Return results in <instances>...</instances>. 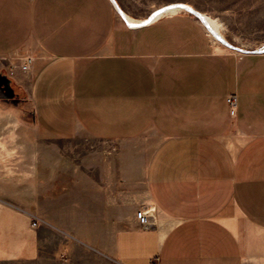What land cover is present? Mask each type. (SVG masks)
I'll use <instances>...</instances> for the list:
<instances>
[{
  "label": "crops",
  "instance_id": "crops-1",
  "mask_svg": "<svg viewBox=\"0 0 264 264\" xmlns=\"http://www.w3.org/2000/svg\"><path fill=\"white\" fill-rule=\"evenodd\" d=\"M173 2L0 0V58L33 57L11 75L34 139L15 161L0 148V264L91 240L119 264H264V51L220 46L187 9L156 14ZM84 136L112 148L56 160L55 140Z\"/></svg>",
  "mask_w": 264,
  "mask_h": 264
},
{
  "label": "rangeland",
  "instance_id": "rangeland-1",
  "mask_svg": "<svg viewBox=\"0 0 264 264\" xmlns=\"http://www.w3.org/2000/svg\"><path fill=\"white\" fill-rule=\"evenodd\" d=\"M186 1L191 6L204 11L207 15L213 17L214 23L218 25L223 33L225 39L229 40L234 46L245 49L256 48L257 46L263 47L264 45L256 43L257 41L264 40V1L263 0H180ZM138 14H144L143 11H137ZM218 41L220 46L226 43L219 39L213 38ZM232 40V41H231ZM230 43V45H231ZM256 43V44H254ZM228 44V43H227ZM238 44V45H237ZM21 58L11 55L0 58V74L6 75L12 80L15 91H17L16 99L11 97H4L0 93V148L8 150L13 153L11 157L15 159H22L23 151H27L30 146V140L24 139L25 137L32 138L26 130H20L19 121L16 118L19 113H24L26 118L33 116L31 113L30 105L27 103V95L22 91L21 86L16 82V79L11 75L12 64H20ZM16 70V69H14ZM21 70V68H17ZM28 72L29 70H21ZM81 143H68L66 141L55 140L54 144L62 153H56V160L67 161V156L71 158L81 159L82 156L87 158H94L96 154H107L106 149L112 148L108 143L92 140L88 136H84ZM33 139V138H32ZM22 140V141H21ZM34 143V139L32 141ZM136 146L147 144L150 139L140 137L136 139ZM129 143H118L115 146L121 149H126ZM70 146L72 153L67 154V147ZM104 149V150H102ZM151 149L141 148L138 150L141 154L149 153ZM66 151V153H63ZM27 156L25 158H30ZM10 159V158H9ZM11 162V160L9 161ZM77 235V234H73ZM84 236V234H78ZM90 243V244H89ZM62 254L59 257H47L43 260L36 261H11L4 264H119L117 261L112 260L98 249V242L91 241H77L73 242V248L67 251L65 245L62 248Z\"/></svg>",
  "mask_w": 264,
  "mask_h": 264
},
{
  "label": "built area",
  "instance_id": "built-area-1",
  "mask_svg": "<svg viewBox=\"0 0 264 264\" xmlns=\"http://www.w3.org/2000/svg\"><path fill=\"white\" fill-rule=\"evenodd\" d=\"M20 61H21L20 64H12L11 70H14L17 68L19 69L21 68V70H24V71L29 70L33 62V57L28 56V57H25L24 59H21ZM226 99H227V103L229 106V113L232 116H236L237 111H238L237 95L228 94ZM135 217H136V220L138 221V225L142 229L143 228H155L158 225V220L156 217L155 210L151 206L142 205V207L136 211Z\"/></svg>",
  "mask_w": 264,
  "mask_h": 264
},
{
  "label": "bare ground",
  "instance_id": "bare-ground-1",
  "mask_svg": "<svg viewBox=\"0 0 264 264\" xmlns=\"http://www.w3.org/2000/svg\"><path fill=\"white\" fill-rule=\"evenodd\" d=\"M181 7L183 8H187L189 9L190 11H193L195 14H198L204 25L207 27L212 39L213 38H219L221 40H223L226 44L228 43V45H230V42L224 38V36L222 35V33L219 31V27L218 25H216L214 23V20L208 16H206L204 13H202L201 11H198L197 9L193 8L190 4L186 3V2H173V3H169L166 5V7H163L161 10L157 11L156 14H159V13H162L164 11L167 10H173V12L177 9H180ZM117 9L119 11L120 14H123V16L126 18V20L132 24V25H137L138 23H143L142 21H133L127 14H125L123 12V10H121L118 6H117ZM156 14H153V16L151 17V19L156 16Z\"/></svg>",
  "mask_w": 264,
  "mask_h": 264
},
{
  "label": "water",
  "instance_id": "water-1",
  "mask_svg": "<svg viewBox=\"0 0 264 264\" xmlns=\"http://www.w3.org/2000/svg\"><path fill=\"white\" fill-rule=\"evenodd\" d=\"M116 7H117V5H116ZM181 8H183V7H181ZM180 8V9H181ZM184 9H187V8H184ZM187 10H189V9H187ZM190 11V10H189ZM193 12V11H192ZM200 17V16H199ZM201 18V17H200ZM226 45H228V44H226ZM228 46H230V47H232V48H235V49H238V50H242V51H246V49H244V48H239V47H236V46H234L232 43H231V45H228ZM255 52L256 51H264V46L263 47H260V48H257L256 50H254ZM6 76V75H5ZM7 77V76H6ZM8 78V80H9V77H7ZM5 91L7 92L5 95H3L4 97H11V98H13L14 99V96H15V91L13 90V88L11 87V85L10 84H8L7 86H5ZM1 96V95H0Z\"/></svg>",
  "mask_w": 264,
  "mask_h": 264
},
{
  "label": "flooded vegetation",
  "instance_id": "flooded-vegetation-1",
  "mask_svg": "<svg viewBox=\"0 0 264 264\" xmlns=\"http://www.w3.org/2000/svg\"><path fill=\"white\" fill-rule=\"evenodd\" d=\"M8 84H10L11 87L13 88V90L15 91V88H14V85L12 83V80L10 78L8 80V78L6 76L0 74V93H2V94H6L7 93L5 91V86H7ZM17 95H18L17 91H15V96H14L15 99H16Z\"/></svg>",
  "mask_w": 264,
  "mask_h": 264
}]
</instances>
